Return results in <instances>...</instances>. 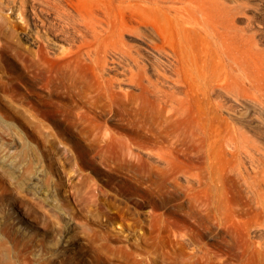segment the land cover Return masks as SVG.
Wrapping results in <instances>:
<instances>
[{
  "label": "rangeland",
  "instance_id": "obj_1",
  "mask_svg": "<svg viewBox=\"0 0 264 264\" xmlns=\"http://www.w3.org/2000/svg\"><path fill=\"white\" fill-rule=\"evenodd\" d=\"M233 1L243 7L240 12L260 22L256 28L264 26V0ZM88 2L100 3L117 21L127 19L118 0ZM207 2L152 0L140 3L145 7H138V15L146 14L147 21L164 27L173 46L182 18L169 7L181 6L182 15L195 18ZM245 20L242 17L237 24L244 27ZM123 40L138 47L145 36L141 31L126 32ZM191 54L197 51L193 48ZM58 61L50 58L47 69L58 71ZM80 73L83 80L75 83L73 99L64 94L49 96L47 71L33 81L20 54L0 51V172H10L0 174V236L5 239L0 240V264H220L215 261L219 256L223 264H255V256L242 249L225 250L216 223L202 227L194 218L195 181L187 184L185 178L198 171L192 116L180 122L178 137L154 135L149 114L156 113L157 105L142 88L141 75L133 76L131 84L123 81L97 92L93 65L81 66ZM109 73L103 77L116 76ZM131 94L148 114L134 106ZM43 99H50L53 106L46 102L33 117L30 111L21 113L27 102ZM64 103L71 109L69 114L63 111ZM76 110L84 113L82 122L77 123ZM254 115L258 118L255 129L264 131L261 117ZM210 117L204 119L208 132L224 129ZM128 146L146 162L121 161ZM152 150L170 158V165L149 159ZM231 195L237 219L231 227L240 232L237 223L250 219L252 213L243 198ZM186 227L191 246L198 248L197 262L173 245L174 236ZM79 236L86 242L75 244Z\"/></svg>",
  "mask_w": 264,
  "mask_h": 264
},
{
  "label": "bare ground",
  "instance_id": "obj_2",
  "mask_svg": "<svg viewBox=\"0 0 264 264\" xmlns=\"http://www.w3.org/2000/svg\"><path fill=\"white\" fill-rule=\"evenodd\" d=\"M207 1L199 8L200 17L195 18L182 15L181 6L169 7L182 18L172 46L164 27L147 21L146 14L138 15V7H145L140 3L146 5L152 0H118L127 12V19L120 21L100 3L91 6L88 0H0V51L20 54L33 81L47 71L49 96L75 97L72 89L83 80L80 68L86 64L94 67L96 91H108L123 81L131 84L133 76L141 75L145 82L142 88L157 105L156 113L149 114L153 123L149 130L154 135L178 137L180 122L191 115L198 171L185 178L187 184L195 181L194 218L202 227L210 221L216 223L226 251L242 249L264 264V131L255 129L258 118L254 115L258 113L264 123V26L256 28L258 22L243 10L242 14L239 10L243 7L235 6L233 0ZM242 17L246 19L244 27L237 24ZM139 31L145 36L141 46L124 42L126 32ZM22 40L28 45L23 46ZM193 48L197 55L191 54ZM50 58L59 60L58 71L47 69ZM109 72L116 76L105 79L104 73ZM131 95L134 106L148 114L136 101L137 96ZM46 102L53 106L50 99L27 102L21 113L30 111L33 117L42 112L41 105ZM62 106L69 114L71 109L65 103ZM74 115L77 123L84 120L82 111L76 110ZM208 115L224 129L208 132L204 120ZM123 152L121 161L146 162L131 146ZM148 158L165 166L171 163L161 151L152 150ZM1 173L7 176L10 172L3 169ZM231 193L243 198L252 213L250 219L237 223L240 232L231 227L236 219ZM187 230L174 236L173 245L197 262L198 248L191 246ZM85 239L79 236L75 244ZM0 240H5L2 235ZM215 261L224 263L220 256Z\"/></svg>",
  "mask_w": 264,
  "mask_h": 264
}]
</instances>
